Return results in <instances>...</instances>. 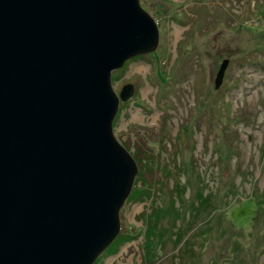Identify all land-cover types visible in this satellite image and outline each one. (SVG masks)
Here are the masks:
<instances>
[{
	"label": "rangeland",
	"instance_id": "rangeland-1",
	"mask_svg": "<svg viewBox=\"0 0 264 264\" xmlns=\"http://www.w3.org/2000/svg\"><path fill=\"white\" fill-rule=\"evenodd\" d=\"M140 1L160 40L113 71L134 85L113 129L142 198L98 264H264V0Z\"/></svg>",
	"mask_w": 264,
	"mask_h": 264
},
{
	"label": "water",
	"instance_id": "water-1",
	"mask_svg": "<svg viewBox=\"0 0 264 264\" xmlns=\"http://www.w3.org/2000/svg\"><path fill=\"white\" fill-rule=\"evenodd\" d=\"M159 40L140 0H0V264H94L117 237L139 167L112 73Z\"/></svg>",
	"mask_w": 264,
	"mask_h": 264
},
{
	"label": "trees",
	"instance_id": "trees-1",
	"mask_svg": "<svg viewBox=\"0 0 264 264\" xmlns=\"http://www.w3.org/2000/svg\"><path fill=\"white\" fill-rule=\"evenodd\" d=\"M140 55H138V56H135V57H139ZM135 57H133V58H135ZM132 58V59H133ZM112 81H115L114 80V72L112 73ZM124 144V143H123ZM133 155H134V157H135V159H136V161H137V163H138V167H139V172H138V174H137V176H136V179H135V181H136V183L138 182V180H139V178H140V174H141V165H140V161H139V159L137 158V156H136V154H134V152H133ZM134 185H135V183H134ZM139 188L140 187H138V188H136L135 186H133V189H132V192L130 193V195H129V197L130 196H133V198H135V197H141L142 198V196L141 195H139L138 194V191H139ZM209 195V194H208ZM128 197V198H129ZM241 199V198H240ZM249 202H251L250 200H249ZM252 203V202H251ZM257 203L260 205V207L261 208H264V200L263 201H260L259 199L257 200ZM153 224V223H152ZM153 229V228H152ZM128 233H121V232H119V234L117 235V237L114 239V241L110 244V246L104 251V253L105 252H109V253H113V252H116L117 251V249H118V247H119V245L122 243V242H124L127 238H128V235H127ZM174 239V238H173ZM101 256H99L98 257V259L95 261V263L94 264H98V261H99V258H100Z\"/></svg>",
	"mask_w": 264,
	"mask_h": 264
},
{
	"label": "bare ground",
	"instance_id": "bare-ground-1",
	"mask_svg": "<svg viewBox=\"0 0 264 264\" xmlns=\"http://www.w3.org/2000/svg\"><path fill=\"white\" fill-rule=\"evenodd\" d=\"M250 211V210H249ZM243 218V217H242Z\"/></svg>",
	"mask_w": 264,
	"mask_h": 264
},
{
	"label": "flooded vegetation",
	"instance_id": "flooded-vegetation-1",
	"mask_svg": "<svg viewBox=\"0 0 264 264\" xmlns=\"http://www.w3.org/2000/svg\"><path fill=\"white\" fill-rule=\"evenodd\" d=\"M132 59V58H131Z\"/></svg>",
	"mask_w": 264,
	"mask_h": 264
}]
</instances>
